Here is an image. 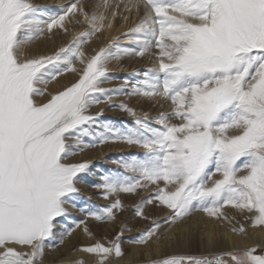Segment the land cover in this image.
Returning a JSON list of instances; mask_svg holds the SVG:
<instances>
[{
    "label": "snow or ice",
    "instance_id": "obj_1",
    "mask_svg": "<svg viewBox=\"0 0 264 264\" xmlns=\"http://www.w3.org/2000/svg\"><path fill=\"white\" fill-rule=\"evenodd\" d=\"M117 20L130 26L108 36ZM37 41L55 47L33 52ZM126 60L149 66L114 76ZM68 74L75 79L62 84ZM106 109L132 119L105 120ZM114 145L140 152L105 172L78 159ZM93 175L107 203L80 207L75 219L69 210ZM124 197H139L133 217L151 220L128 239V221L118 224ZM149 207L165 215L151 219ZM224 223L243 243L147 264H264V0H68L56 9L0 0V264H140L153 248L196 236L223 244L215 228ZM99 226L114 234L98 236ZM77 232L87 238L73 245L82 258L51 256Z\"/></svg>",
    "mask_w": 264,
    "mask_h": 264
},
{
    "label": "rangeland",
    "instance_id": "obj_2",
    "mask_svg": "<svg viewBox=\"0 0 264 264\" xmlns=\"http://www.w3.org/2000/svg\"><path fill=\"white\" fill-rule=\"evenodd\" d=\"M44 0H38L37 4L43 3ZM85 4L91 5L93 3L98 2V0H84ZM68 0H52L46 5L47 8L50 9H56L59 5L62 4H67ZM43 6V5H42ZM130 26V22H125L123 20H117L116 21V26L113 29L114 36H120L123 32L127 30V28ZM121 43H127V41L121 39ZM94 46V45H93ZM149 64L146 61L140 60H126L123 62L122 65L119 64H113L112 65V73L114 76L117 77H123L127 74L128 71H131L133 68H145L148 67ZM120 83V80H115L114 84H111L109 87H117ZM106 87V86H105ZM130 104L134 105L137 107L138 110L143 108L145 111H149L150 115H156L158 113L157 107H152L151 105L148 104H137V102L133 99L132 101H128ZM101 107H106V106H101ZM98 109L94 108L92 109L93 112L97 111ZM103 119L105 120H110L114 123L119 124L120 122H130L131 117L128 115L121 113L116 110L112 109H106L104 112ZM108 150V153H102L101 154V149H96L91 152H87L82 154L81 157H78V159L83 158V159H91L93 163V172H105L110 169H115L116 165L108 162L113 158H120V157H127L131 153H139L140 150L136 148H128L123 145H114V146H106L103 149ZM92 182H98L97 177L95 175L89 176L87 178V183L81 185L82 187V202L77 205V209H70V214L73 218L75 219H81L82 216L78 209L80 207H87L88 204H93V205H104L107 203L106 201L102 200L99 198L97 192L95 189L90 187V183ZM143 195V194H142ZM91 197L89 200L88 198ZM139 197H124V201L126 205L129 206L128 211L124 213L121 217L120 220L118 221V224L123 221H128L129 227L132 228L131 232L125 233V238H132L135 237L139 234V232L149 226V223H151V220L147 221L148 226H146L145 222L143 220H140L139 218H134L132 211H131V205L135 204L138 202ZM159 208H151L149 207L147 209L148 212H153V213H158ZM226 212H228L229 215H237V219H240L241 222H243L242 218L238 216L234 212V210L231 209H226ZM197 215V214H196ZM198 217V216H197ZM90 224L92 223L91 221L89 222ZM225 229L228 231L229 225L227 223L217 225L215 230L217 232H221L222 229ZM94 231L97 232L98 236H103L107 234L108 236H111L114 234V230L111 226H99V227H94ZM229 232V231H228ZM197 240V239H196ZM81 242H87V238L80 232H77V234L72 238L63 248L59 249L57 252H54L51 254L52 257H56L57 255L62 254L66 259L73 260L74 255L72 252L73 245L81 243ZM126 250H131L132 246L130 245H125ZM201 246L199 242L195 243L194 250H190L188 252H180V253H175L172 255H194V256H209L211 254H206L201 252ZM140 264H147L146 261L142 259Z\"/></svg>",
    "mask_w": 264,
    "mask_h": 264
},
{
    "label": "bare ground",
    "instance_id": "obj_3",
    "mask_svg": "<svg viewBox=\"0 0 264 264\" xmlns=\"http://www.w3.org/2000/svg\"><path fill=\"white\" fill-rule=\"evenodd\" d=\"M37 1L38 0H34V2L36 4H37ZM50 1H52V0H44L42 5L46 6V5H48V3ZM39 5H41V4H39ZM107 35L108 36H114L113 30L110 31ZM64 39L66 41L67 39H70V37H66ZM59 43H61L60 40L57 41V44H59ZM30 47H31V50L33 52H51V50L55 47V45H53L50 41H37L35 44H33ZM74 79H75V77L72 74H68L66 77H64L62 79L61 83L62 84H68ZM112 84H114V82ZM105 86L109 87V86H111V84L105 85ZM51 87L55 88V86H51ZM157 110L160 111L158 106H157ZM108 152L109 151L106 150V148L101 150V154L102 153L106 154ZM142 194L145 195V196L148 195V193H142ZM147 214L151 217V219H160V218H162L165 215V211L160 209L157 214L153 213V212H148ZM197 216L199 217L200 214H197ZM144 222H145L146 226H148L147 221H144ZM149 225H150V223H149ZM249 231H250V234L254 235V238H256V239L260 238L258 236H255L254 230L250 229ZM215 232L217 234L218 239L224 241L223 244L217 245L216 247H212V246L208 245L206 237L204 238V241L201 242L200 237L196 236V237H192V238L186 239L183 243H181L179 245H174V246L164 250V252L157 251L155 248H153V250H152L150 255L145 254L143 256L137 257V259H139L140 262L142 261V259L144 261L148 262V261L153 260V259H159L163 255H166V254L167 255H172V254L180 253V252H188L190 250H194L196 242L200 243L201 252L202 253H206V254H213V253H216V252H219V251H223V250H225L227 248H230L231 247V241H233V240H235L237 242H240V243H243L241 241L240 237L232 235L230 232L226 231L224 228L221 230V232H217L216 230H215ZM78 258H82V257H80L79 254H75L73 260L78 259Z\"/></svg>",
    "mask_w": 264,
    "mask_h": 264
}]
</instances>
